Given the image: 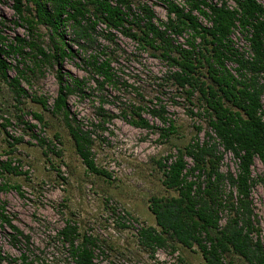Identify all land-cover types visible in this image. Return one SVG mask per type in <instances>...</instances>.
I'll return each mask as SVG.
<instances>
[{"label": "trees", "instance_id": "16d2710c", "mask_svg": "<svg viewBox=\"0 0 264 264\" xmlns=\"http://www.w3.org/2000/svg\"><path fill=\"white\" fill-rule=\"evenodd\" d=\"M158 1L166 12L165 21L157 20L152 7L141 0H11L15 17L30 35H36L34 31L41 26L56 42L49 50L36 41L17 37L9 45L1 44L0 85L8 87L16 98L27 97L20 86L22 72L7 61L11 54L24 56V48L29 49L28 58L37 67H60L64 59L73 58L74 51L64 39L66 28L71 30L73 45L86 56L83 61L89 75L102 79L95 80L100 87L110 83L113 74L108 59L99 60L89 52L98 46L96 27H104L107 41L113 43L112 32H117L142 49L153 51L175 70L171 79L190 103L196 95L195 107L206 117L208 130L204 141L193 140L177 148L175 155L167 156L164 164L158 163L164 187L177 195L150 198L149 209L158 229L142 228L138 233L141 243L152 252L170 241L188 249L196 247L203 264H232L229 257L246 264H264L261 228L251 200L256 181L264 184V172L254 180L251 170L256 159L264 169V0ZM235 31L244 36L248 51L236 48L232 39ZM14 69L17 74L11 77L9 72ZM57 81L51 113L61 117L87 172L109 178L93 161L91 132L82 130L67 104L76 91L83 94L84 81L60 71ZM35 101L46 109L45 100ZM143 111L137 108L129 120L128 114L124 118L135 128L151 130L153 126L141 117ZM145 111L161 123H169L161 130L167 138L173 125L165 108ZM32 115L44 123L40 114ZM101 117L104 122L111 119L105 112ZM225 153L237 161L235 173L220 171ZM8 173L20 174L10 161L0 163V176ZM8 189L19 191L20 187L8 183L0 187V191ZM4 211L0 206L1 225L21 235ZM61 236L72 264H95L94 239L78 234L69 224Z\"/></svg>", "mask_w": 264, "mask_h": 264}, {"label": "rangeland", "instance_id": "374dc122", "mask_svg": "<svg viewBox=\"0 0 264 264\" xmlns=\"http://www.w3.org/2000/svg\"><path fill=\"white\" fill-rule=\"evenodd\" d=\"M141 1L152 7L157 20H166L158 0ZM228 4L234 7L232 2ZM199 21L206 24L201 17ZM34 32L36 35H30L17 20L11 0H0V45H9L17 37L36 41L49 50L56 42L44 27L39 26ZM96 32L98 46L89 52L99 60L108 59L113 74L112 81L101 87L95 80L102 79L89 75L83 61L86 56L71 42L69 28L64 39L75 55L64 59L60 67H37L28 58V48H24V56L11 54L7 59L22 72L20 86L27 97L16 98L8 87L0 85V163L10 161L20 172L0 176V187L5 183L20 187L19 191H0V206L22 233L16 235L0 223V256L5 258L0 264H72L61 236L67 224L75 227L78 234L94 239L95 264H203L196 247L188 249L170 241L168 246L152 252L138 236L142 228L158 229L149 209L150 198L177 195L164 187L158 163L164 164L167 156L175 155L177 148L193 140H205L207 120L195 107L196 95L190 103L171 79L175 70L155 57L153 51L142 49L117 32H112L113 43L107 41L103 26L96 27ZM232 39L236 48L248 51V43L239 31L233 33ZM179 40L183 43L185 37ZM228 67L232 68L230 64ZM59 71L84 81L83 94L76 91L67 104L82 130L91 132L93 161L109 178L87 172L61 117L51 113ZM9 74L16 76V69ZM35 99L45 100L46 109ZM262 105L264 110V95ZM160 107L165 108L173 125L167 138H163L161 130L168 128L169 123L163 124L145 111ZM137 108L144 110L141 117L153 126L151 130L135 128L127 121ZM103 112L111 116L109 121H103ZM33 113L40 114L44 123L35 120ZM187 162L192 167V161ZM236 169L237 161L225 153L220 171L235 173ZM251 170L254 180L264 172L257 159ZM251 200L264 248L263 183L256 181ZM228 260L232 264H246L233 257Z\"/></svg>", "mask_w": 264, "mask_h": 264}]
</instances>
